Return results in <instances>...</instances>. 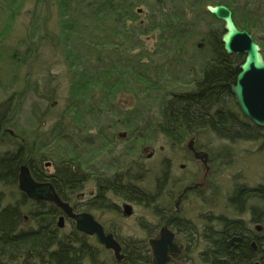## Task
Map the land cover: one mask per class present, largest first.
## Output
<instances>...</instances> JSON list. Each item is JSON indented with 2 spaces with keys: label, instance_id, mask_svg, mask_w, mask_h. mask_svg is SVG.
Segmentation results:
<instances>
[{
  "label": "rangeland",
  "instance_id": "1",
  "mask_svg": "<svg viewBox=\"0 0 264 264\" xmlns=\"http://www.w3.org/2000/svg\"><path fill=\"white\" fill-rule=\"evenodd\" d=\"M19 1L14 3L13 0H0V103L11 100V109L8 110L11 112L3 122V127L13 133L8 135L6 131L1 132L0 154L9 149V144L12 143L17 146V153L19 152L23 158L27 155L37 157L44 146H49L51 153L56 152L54 148L57 147V154H61L73 151V146L76 145L78 162L85 161L87 164L88 169L82 170L84 174H89L91 169L98 171L105 169L104 172L110 173L111 170L108 167L110 163L113 168L126 169L130 165V171L135 166L138 170L132 171V174L140 175L143 189L151 192L149 195H152L155 193V185L158 181L161 183L160 190L166 188L164 191L166 193L171 189L173 182L176 187L182 185L180 188L191 182H200L203 174L202 167L192 161V157L186 151V144L194 140L197 151L209 154L213 173L206 182L208 188L201 194L200 202L187 203L192 208L186 205L182 216H185L184 213H191L193 219L197 220L199 217L197 218L196 215L199 216L205 212L210 214L222 212L229 219H238L239 216L247 219L249 206L258 205L264 211V197L251 200L245 197L249 190L254 191L264 185V128H261L263 131L257 140L232 142L218 137L206 127L177 125L174 121L170 126L162 117V99L165 97L166 102L172 98V93L190 89L191 86L187 83L191 80V74H195L200 63L205 60L206 51L198 52L197 50V46H200L198 47L200 50L206 47L201 41L203 35H206L209 30L217 31V35L221 31L224 34L222 21L208 12L207 15H202L209 4L208 0H203V6L200 7L195 5L196 0H189L187 3L172 0L171 4L169 0H160V2L142 0L144 5H139L134 10L136 16L134 26L141 23L142 30L143 32L146 30V33L140 35V29L133 30L132 34L135 36L132 35L131 42H135L138 38L141 42L140 51L133 49L129 55L138 54V52H143L144 55L152 54L159 49L161 53L168 51L164 57H158V63H153V65L161 66L164 58H169L167 65L164 66L165 76L168 64L172 65V71L168 70V77L164 78V83L160 85L163 88L162 91H156L151 88V85L136 80L131 81V86L127 85V87L133 86L132 90L124 89L119 85L110 103L112 108L109 107L107 110L101 108L98 117L94 115L91 120L88 117L85 118L79 111H72L71 117L76 120V123L71 117L64 115L67 105L73 100L69 95L70 72L66 65L69 61L66 59L62 43L65 37L61 28L62 11L55 0ZM163 1L167 2L165 7L171 13H180L181 6L184 4L189 6L191 3L192 6L195 28L193 34L182 46L180 56L173 53L172 44L160 45L163 41H160L158 31L147 33L150 26L153 27L158 21L159 4ZM19 4L23 7H18ZM97 37V42L103 41L100 39L101 34L97 33ZM121 41L122 38L118 37L116 43ZM123 48H125L124 45L118 47L106 44L93 50L90 52L91 64L97 66L99 65L98 57H111L113 51L122 52ZM261 54L264 55V49H261ZM112 57L117 60L121 56ZM126 76H128L127 72ZM172 78H176L180 84L178 87H172ZM141 90L144 92L141 93ZM228 104L229 101L226 109H229V112L235 111ZM134 111L142 112L143 124L127 129L126 113L134 114ZM74 112L78 115L77 119ZM57 125H60V133L69 138L65 142L54 138L60 136ZM45 133L47 134L44 136ZM97 134L100 135L99 138ZM89 135L93 136L91 138L93 144L85 146L84 142ZM125 135L127 138L117 139L118 136ZM103 139L106 141L101 142ZM108 143L112 146L110 147ZM101 149L103 150L100 151ZM108 151L109 154L105 153ZM180 165H184V168L180 169ZM174 184L172 190L175 188ZM1 187L0 189L7 193V200L12 201V198L8 196L9 187ZM235 189L244 196V201L241 198L239 200L241 195L238 197V203H242L239 211L227 203V199L232 196ZM15 200H20L18 194L17 196L15 194ZM162 201L165 199L163 198ZM260 215L261 220H264V213ZM124 225L123 233L135 232L131 230L132 222H125ZM22 242L17 240L16 251H13V246H4L0 243V247L4 249L1 261L7 263L11 259L13 260L11 264H22L24 259L28 260L29 251L22 247ZM44 247H39L38 251Z\"/></svg>",
  "mask_w": 264,
  "mask_h": 264
},
{
  "label": "flooded vegetation",
  "instance_id": "2",
  "mask_svg": "<svg viewBox=\"0 0 264 264\" xmlns=\"http://www.w3.org/2000/svg\"><path fill=\"white\" fill-rule=\"evenodd\" d=\"M3 131L13 135L2 125L0 135ZM9 146L0 154V161L7 157L11 161L16 159L17 146L14 143ZM186 151L192 161L202 167L200 182H191L183 188H180L182 185L176 187L173 182L166 193V188L160 190L158 181L152 195L143 189L140 175L132 174L138 170L135 166L130 171V165L123 169L113 168L110 163V173L104 172L105 169H91L89 174H84L77 169L65 177L52 159L41 164L39 157L27 155L25 162L14 168L11 179L2 176L0 171V187H9L8 196L12 198V201L7 200V193L0 189V213L9 214L11 225L7 234L0 233V243L13 246L16 251V240H30V248H26L29 259H24L22 264H160L154 243L167 240L170 235V243L165 245L164 264H258L264 252V220L260 218L264 211L260 206H249L247 219L240 216L229 219L224 213L215 214L212 210L213 214L196 215L200 218L198 221L191 213L182 216L186 205L192 208L187 203L200 202L213 173L209 154L197 151L194 140L186 144ZM22 165L28 168L34 182L44 185L42 195L55 196L63 208L48 199L32 200L18 189V171ZM183 168L184 165H180V169ZM237 192L233 190L227 203L239 211L242 203L235 205L240 194ZM15 194L20 200H15ZM245 197L248 198L246 194ZM241 200L244 201L243 195ZM256 212L259 214H254ZM88 220L118 244L120 259L112 249L99 242L96 233L80 229ZM125 222H132L134 233H123ZM164 234L167 236L163 237ZM3 250L0 247V258L4 256ZM12 262L0 259V264Z\"/></svg>",
  "mask_w": 264,
  "mask_h": 264
},
{
  "label": "trees",
  "instance_id": "3",
  "mask_svg": "<svg viewBox=\"0 0 264 264\" xmlns=\"http://www.w3.org/2000/svg\"><path fill=\"white\" fill-rule=\"evenodd\" d=\"M17 1L20 2L19 0H13L14 3ZM55 1L62 11L61 28L65 36L62 43L65 48L66 59L69 61L66 63L70 72L69 95L73 100L67 105L65 116L71 117L72 111H79L85 118L88 117L90 120L94 118V115L98 117L101 108L107 110L111 107L110 103L116 87L121 85L124 89L132 90L133 86L127 87V85L131 86L133 80L143 81V84L151 85L152 89L162 91L163 88L160 85L164 83V78L168 77V70L172 71V65L168 64L167 75L165 76L164 66L167 65L169 58H164L161 66L158 64L153 65V63H158V57H164V54L168 51H162L161 53V49H159L152 54L145 53L144 55L143 52H138V54L129 55L133 49L140 51L141 42L139 39L136 38L135 42H131L132 35L135 36L132 34L133 30L140 29V35L146 33V30L143 32L141 23L134 26L136 20L134 10L139 5H144L142 0ZM180 1L187 3L189 0H179L178 2ZM208 2L209 4H224L227 6L232 12L236 27L247 30L260 48L264 49V0H208ZM171 3L172 0H169V4ZM202 3L203 0L195 1V5L199 7L203 6ZM159 6L158 21L155 22L153 27L150 26L147 33L158 31L160 33L159 39L163 41V44L160 45L172 44L173 53L180 56L182 46L193 34L195 28L193 22L195 16L192 13L191 3L189 6L186 4L181 6L180 13H171L165 7L167 2L163 1ZM18 7L22 8L23 5L19 4ZM204 14L207 15L206 10L205 12L203 10L202 15ZM97 33L101 34L100 39L103 40L102 42H97ZM222 33L221 31L217 35V31L209 30L206 35H203L201 41L205 43L206 47L200 50L198 48L200 46H197V50L198 52L206 51L204 53L205 60L200 63L196 73L191 74V80L187 83L191 86L190 89L178 90L177 93H172V98L166 102L165 97L162 99V117L170 126L174 121L177 125L187 124L189 127H206L213 131L215 135L227 141H254L260 138L263 129L254 126L251 121L241 114L230 92V88L235 84L239 66L242 64L244 56L227 55L224 52L221 43ZM118 37L122 38L120 43H116ZM106 44L118 47L124 45L125 48L122 49V52L113 51L112 56L120 55L119 59L114 60L112 56L106 58L100 56L97 59L99 65L94 66L91 64L90 52ZM125 71L128 73L127 80H125ZM140 71H142V74H140ZM179 85L176 78H172V87H178ZM143 92L141 90V93ZM135 93L137 94V92ZM10 101L8 99L0 103V131L3 122L10 115L9 112L11 111H8L11 109ZM228 101V106L231 105L235 111L229 112V109H226ZM74 114L77 119L78 115L75 112ZM126 115L128 116L125 122L127 129H132L131 127L140 123L143 124L142 112L137 111L134 114L131 112L130 114L126 113ZM71 118L76 123V120L73 117ZM56 127L59 129L60 136L54 138L60 139V142L68 140V136H63L60 133V125ZM100 132H102L101 129ZM99 136L97 134L98 138ZM92 137V135L87 136L86 142H84L85 146L93 144L91 142ZM125 137L127 138V135L123 138L117 137V139H124ZM102 141L106 140L103 139ZM77 149L78 147L76 148V145H74L73 151L57 154V147L54 148L56 152L51 153L49 146H44L42 150L40 149L41 151L37 157L40 158L41 164L52 159L55 161L56 168L65 177H68L72 175V172H77V169L81 170V173H83L82 170L88 169L85 161L78 162ZM20 159H23V157L18 152L16 159L13 161L8 157L6 160H1L0 171L2 176L6 175L11 179L10 174L14 168L25 162V157L22 162ZM238 195H241V193ZM246 195L250 200L263 198L264 185L257 188V190L246 193ZM236 204L240 205L238 202ZM254 214L258 215L259 213ZM232 224L230 222L228 225L231 226ZM10 227L9 214L2 211L0 213V233L7 234ZM22 241V247L30 248L28 244L30 240ZM258 264H264V252L260 255Z\"/></svg>",
  "mask_w": 264,
  "mask_h": 264
},
{
  "label": "water",
  "instance_id": "4",
  "mask_svg": "<svg viewBox=\"0 0 264 264\" xmlns=\"http://www.w3.org/2000/svg\"><path fill=\"white\" fill-rule=\"evenodd\" d=\"M207 12L224 24V34L221 38L222 48L227 55H242L244 60L239 66L235 84L230 92L241 114L252 122L257 128H264V58L260 46L254 41L252 35L245 29H238L233 22L231 10L222 4L208 5ZM44 185L33 181L29 170L25 165L20 166L18 171V189L32 200L48 199L63 208L56 197L42 195ZM81 224V223H80ZM80 229L87 233H96L99 242L107 249H112L117 259L119 246L112 240L110 235L104 236L101 228L88 220L83 222ZM167 236L164 234L163 237ZM170 235L167 240L154 243L156 257L160 264H164L165 245L170 243ZM172 250L173 246H172Z\"/></svg>",
  "mask_w": 264,
  "mask_h": 264
},
{
  "label": "bare ground",
  "instance_id": "5",
  "mask_svg": "<svg viewBox=\"0 0 264 264\" xmlns=\"http://www.w3.org/2000/svg\"><path fill=\"white\" fill-rule=\"evenodd\" d=\"M233 19V18H232ZM234 22V21H233ZM240 30H242V29H240Z\"/></svg>",
  "mask_w": 264,
  "mask_h": 264
}]
</instances>
